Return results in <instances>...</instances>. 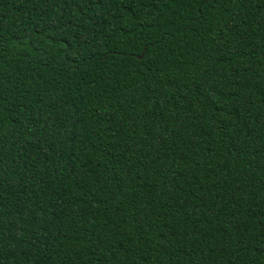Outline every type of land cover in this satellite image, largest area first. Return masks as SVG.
Wrapping results in <instances>:
<instances>
[{
  "label": "trees",
  "instance_id": "obj_1",
  "mask_svg": "<svg viewBox=\"0 0 264 264\" xmlns=\"http://www.w3.org/2000/svg\"><path fill=\"white\" fill-rule=\"evenodd\" d=\"M0 264H264V0H0Z\"/></svg>",
  "mask_w": 264,
  "mask_h": 264
}]
</instances>
